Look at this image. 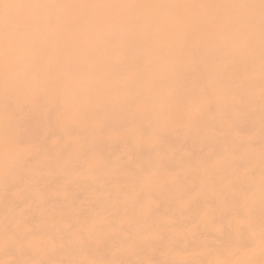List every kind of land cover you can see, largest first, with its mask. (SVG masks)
Instances as JSON below:
<instances>
[{"label": "rangeland", "instance_id": "1", "mask_svg": "<svg viewBox=\"0 0 264 264\" xmlns=\"http://www.w3.org/2000/svg\"><path fill=\"white\" fill-rule=\"evenodd\" d=\"M27 1L22 30L0 0L4 259L264 264V0Z\"/></svg>", "mask_w": 264, "mask_h": 264}, {"label": "bare ground", "instance_id": "2", "mask_svg": "<svg viewBox=\"0 0 264 264\" xmlns=\"http://www.w3.org/2000/svg\"><path fill=\"white\" fill-rule=\"evenodd\" d=\"M21 4L22 11L20 12L19 18L23 24L19 27H23L22 30L29 29V23H26V18L29 16L27 9L32 6L34 10L35 4L29 5L27 0H18ZM16 2L11 1L8 3L4 8L5 10H9L14 7ZM40 7V6H36ZM13 17V16H12ZM64 38H58L57 42L63 41ZM18 45H21L20 42H16ZM264 156V155H263ZM261 155V157H263ZM2 214H0V217ZM57 214L54 216L56 217ZM0 229L2 226L0 225ZM55 241L57 248L53 251H42L39 253H33L32 251L26 252H19V251H12V254L9 255V259H4L5 256H8L4 251L8 250H15V248H29L23 244L22 241H19L16 245L10 247H4L3 250L0 252V264H88L86 261L87 257L94 258L95 261L98 258L99 253H102L106 250L108 246L107 239L104 242L99 244H92V243H85L86 246L85 252L80 251L77 247L72 246L70 243H67V246H64L63 239L56 238ZM79 253H85L82 256H79ZM98 264V263H97Z\"/></svg>", "mask_w": 264, "mask_h": 264}]
</instances>
